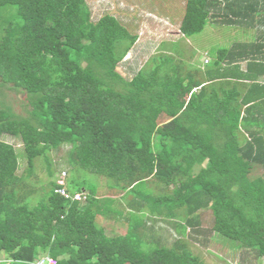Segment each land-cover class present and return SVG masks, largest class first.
Here are the masks:
<instances>
[{"label":"trees","instance_id":"obj_1","mask_svg":"<svg viewBox=\"0 0 264 264\" xmlns=\"http://www.w3.org/2000/svg\"><path fill=\"white\" fill-rule=\"evenodd\" d=\"M224 2L232 13L250 0ZM221 3L185 0L182 37L201 33ZM9 8L19 19L14 24L2 18ZM0 21V264H33L47 255L57 264H204L184 238L205 209L212 232L264 259V174L250 176L264 168V120L252 124L247 117L264 99L249 97L250 88L263 84L248 74L227 80L242 59L251 57L247 71L264 70L263 45L216 49L201 80L184 73L186 64L174 63H183L172 56L176 48L161 42L127 80L116 69L138 36L111 13L94 18L88 0H0ZM6 91L26 95L25 115L13 110ZM63 147L68 175L51 156ZM37 159L49 180L34 197L28 180ZM80 170L122 192L106 202L126 206L124 232L107 235L96 225L99 215L113 220L112 212L101 214L102 197L74 177ZM151 179L172 186V194L136 190ZM82 192L85 201L72 199ZM144 211L179 221L173 224L181 238L169 247L146 240V224L131 219Z\"/></svg>","mask_w":264,"mask_h":264},{"label":"rangeland","instance_id":"obj_2","mask_svg":"<svg viewBox=\"0 0 264 264\" xmlns=\"http://www.w3.org/2000/svg\"><path fill=\"white\" fill-rule=\"evenodd\" d=\"M88 2L91 5L94 18H97L105 12L111 13L119 18L121 22L128 27L131 33L137 34L138 39L136 43L116 69L127 80L131 79L132 76L137 73L139 68L149 57L159 52L161 42H163V46L166 49H168V47L172 49L174 46L176 50H178L173 51L172 49V56L175 59L178 58L182 60L183 63L174 60L175 64H182V66L185 62L192 63L194 60L198 61L202 55L201 50L204 48L210 47L211 53L216 52L217 45L205 39L208 32L207 27L203 32L191 37H182V35L174 36L175 31L178 29L176 21H179V18L181 20L183 16V0H88ZM9 10V14L2 18L7 20L8 23L14 24L18 22L19 19L15 13V8H9ZM1 21L0 25L2 24ZM174 21L176 25H173ZM210 39L212 40V38ZM6 93V99L10 102L13 110L19 114L25 115L26 109L28 108L26 105V95L14 91H6ZM4 140L17 148L20 147L19 142L9 137L4 138ZM66 149V147H63L57 155L52 154L51 156L53 162L55 164L57 163L55 167L57 169H65L68 175V165L65 162ZM37 161L39 160L37 159L36 162ZM36 165L35 177L28 180L32 189L36 192L33 194L34 197L37 193H42L41 187L45 186L49 180L44 164L37 162ZM24 166L25 164L20 162L18 169L19 174L22 172ZM197 171L198 167H195L194 173H197ZM261 174H264V168L256 166L252 170L250 176L254 177ZM74 177L77 178L78 183L82 185L86 191H92L97 194L98 197H102L101 203L103 212H101V214H104L106 209L112 212V214L109 213L107 215L113 220H107V218L103 219L105 215H99L100 218H96V225L98 227L102 225L107 235H117L124 232L126 225L124 226V224H122V222H124V216L122 217L121 213H123L126 206L123 207L122 202V204L116 202L114 206L112 202L113 199L120 198L122 192L114 191V193H112V191H109L104 185L105 182H108L107 179L88 171L80 170V172L74 173ZM136 190H139L143 195L145 194L153 197L172 194V186L168 189L157 179H151L148 183L146 182L144 185L138 186ZM106 197L113 199H109L108 202H106L108 199ZM199 213L198 225L189 227L186 230L184 240L189 244L192 252L197 255L204 264H264V259L256 258L254 251L237 248L233 243L231 244L212 232V217L210 210H201ZM115 214L121 216L120 220L117 221L114 219ZM132 215V221L136 220L146 224L145 226L148 228L146 230V240H152L159 245L169 247L174 240L181 238L173 224L176 222L179 223V221H172V219L167 218L165 215L161 217L155 216V219L150 218L147 211H144L143 214H136L134 212Z\"/></svg>","mask_w":264,"mask_h":264},{"label":"crops","instance_id":"obj_3","mask_svg":"<svg viewBox=\"0 0 264 264\" xmlns=\"http://www.w3.org/2000/svg\"><path fill=\"white\" fill-rule=\"evenodd\" d=\"M183 0V7H184ZM221 7L217 8V12L215 17H211L205 26L207 27L208 32L206 34V41L210 40L212 43L217 45V50L221 48H230L234 43H242V44H261L264 46V0H250L248 2H239V8H233L234 12L231 13L230 9H224V0H221ZM238 2V1H237ZM184 9V8H183ZM184 14V10H183ZM239 15V16H238ZM179 21L173 22V25H176L179 28ZM233 20V22L231 21ZM179 22V23H178ZM204 28V29H205ZM204 31V30H203ZM202 31V32H203ZM180 32L177 29L174 33V36H180ZM212 38V40L210 39ZM219 46V48H218ZM223 46V47H222ZM264 49V47H262ZM210 47L204 48L201 50L202 55L198 61L194 60L192 63L185 62L186 69L183 70L184 73L190 72L194 74V76L201 78L207 77L204 72L205 67L214 59L213 55L215 52L211 53ZM248 50L238 51L239 55L242 53L246 54ZM250 56V55H249ZM263 63H264V53L261 54ZM251 57L247 58L243 61V59L239 62H233L230 69V74L227 72V80L236 79L233 78L237 76H257L258 81L263 84V88L252 90L250 88L249 97H252L254 94L264 93V70L261 68L250 67L249 71H247L248 62H250ZM224 64V63H222ZM236 66L239 68L236 69ZM232 76V78H231ZM252 79V78H251ZM220 80V79H219ZM244 84H248L250 87L251 81L243 80ZM198 88L193 89V91H198ZM243 92H247V88L243 89ZM243 114V113H242ZM249 121L252 124L256 120H264V99L263 101H256L255 108L251 111L248 116ZM166 121V120H165ZM251 130H256L254 126H252ZM248 139H251V135H248Z\"/></svg>","mask_w":264,"mask_h":264},{"label":"built area","instance_id":"obj_4","mask_svg":"<svg viewBox=\"0 0 264 264\" xmlns=\"http://www.w3.org/2000/svg\"><path fill=\"white\" fill-rule=\"evenodd\" d=\"M61 194H63L66 198L69 197V194L65 193L64 190H58ZM87 198L86 194L84 192L82 193H76L72 196L73 200L76 201H85ZM33 264H57V259L52 257V256H43V257H39L37 258Z\"/></svg>","mask_w":264,"mask_h":264}]
</instances>
